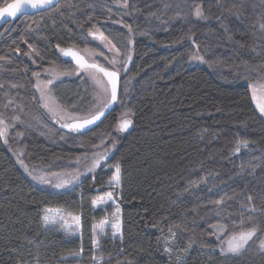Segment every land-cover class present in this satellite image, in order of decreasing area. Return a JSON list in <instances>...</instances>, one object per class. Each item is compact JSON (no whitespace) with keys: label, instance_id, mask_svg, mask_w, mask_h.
<instances>
[{"label":"trees","instance_id":"1","mask_svg":"<svg viewBox=\"0 0 264 264\" xmlns=\"http://www.w3.org/2000/svg\"><path fill=\"white\" fill-rule=\"evenodd\" d=\"M4 2L12 0L0 6ZM127 3L126 18L115 25L120 13L104 0H60L48 11L19 17L0 38V117L11 131L6 144L0 140V264H264V254L254 253L258 241L224 256L207 240L215 227L224 230L223 239L252 225L264 238V215L246 211L264 209V120L247 90L264 84V0ZM197 7L207 19L196 17ZM92 29L120 49V66L127 64L119 72L118 102L96 127L71 136L60 130L70 136L60 140L37 127L46 120L34 103L32 76L36 69H71L61 48L96 50ZM113 37L131 40L127 53ZM98 46L103 58L110 55ZM83 82L81 76L56 81L51 93L66 110L86 107ZM10 97L15 110L1 113ZM126 111L133 123L119 133ZM15 145L40 166L97 146L112 152L93 176L56 193L20 171ZM116 165L122 239L104 237L94 250L92 227L108 214L92 202ZM51 208L78 215L80 237L45 231L43 210ZM167 239L177 258L164 250Z\"/></svg>","mask_w":264,"mask_h":264},{"label":"rangeland","instance_id":"2","mask_svg":"<svg viewBox=\"0 0 264 264\" xmlns=\"http://www.w3.org/2000/svg\"><path fill=\"white\" fill-rule=\"evenodd\" d=\"M104 1H106L112 7L118 9V11L120 13L119 18L116 19V21H118V22H116V23L112 22V23L115 25L122 24V20L124 18H126V16H127V7L125 8L122 6L124 1L123 2H119L117 0H104ZM46 11H48V10H46ZM42 12H45V11H42ZM42 12H39V13H42ZM39 13H35V14H39ZM35 14H32V15H35ZM24 16H31V15H24ZM4 27L5 26H3L2 28H4ZM2 28H0V29H2ZM90 32L96 33L97 36L100 33V31L97 29L90 30L88 32V35ZM93 39H94V43H96L95 44L96 45V50H95L96 52L99 50L98 45L100 44L103 46L104 50L106 52H108V54H110V55H107L108 58H111L114 55V51L110 52V51H108V48L105 47V44L107 43L106 41H102V40H100L98 38H94V36H92V40ZM97 42L99 44H97ZM66 48H72L73 50L77 51L78 53H80L84 57L85 60H87L89 62H91L92 60H95L97 63H99L100 61L104 62V63H108V60L106 59V57L104 56L105 58H103L100 54H97L95 56H89L88 53L90 51H93V50H86V51L80 52V51L74 49L73 47H66ZM60 55H61V52H60ZM25 57L28 58L30 61L32 60L30 58L31 54L29 53V51H27V54H25ZM61 58H62V56H61ZM70 65H72V64H70ZM108 67L111 68V69L108 68V70H112V68H113V66L111 64H109ZM115 67L118 69H122L124 71L127 67V64L120 66V63H117L115 65ZM89 71H91V70H89ZM34 73H38L39 78H37V75H34ZM34 73L32 76V90L34 92L35 99H36V101L34 103H35V106L37 107L39 113L42 114V116H44V119L47 121V122L45 121L43 123L38 122L37 127H39L44 133H46L49 136L58 135L60 140L69 139L71 134L75 133V131H71V130L65 131V130H63V127H61V124L75 120V119L69 120L68 119L69 114H71V116H73L75 118L82 119V118L88 116L90 114V112H92L94 110V105L97 102V96L99 95V92H100L98 86L90 78V76L88 75V71L80 70L78 68V66H76V65H72L71 69H69L68 71H64V72H61V71L55 70V69L44 68V69H36V71H34ZM53 74H55V77H53ZM97 75L100 77L103 76L101 73H97ZM77 76H81L83 78V81H84L83 83L85 85H87V87H88V97L90 99V103H88L86 107H83V106H81V104H78L79 106H81L80 108H75L74 110L73 109L72 110H66L58 103V101L52 95V93H51L52 84L47 85V80L53 79L54 82H56V81H61V80H66V79H74ZM104 79L106 81V78H104ZM38 85L40 87H45L46 90L50 91L51 96L55 100V104L53 106L57 108L58 117L60 115H62V116H64V120H60L58 117L56 119H53L52 116L48 113V111L45 108L41 107L37 103V99L40 95V93L37 91ZM250 85H257V90L255 93V96H256L255 99L253 98V89ZM259 85H261V84H248L247 90H248L250 101H251V104H252L254 110L264 120V116L260 115L259 109L257 107L258 103L264 104V89H261L259 87ZM13 100H14V97L9 98L8 101H11V103L8 102V105L6 103L7 109H4L3 110L4 112H1V113H6V111H7L8 115H9V113L12 112L11 109L15 110L13 105H12V103H14ZM80 101H81V98L79 99L78 103H81ZM16 117H19V116L13 115L12 119L15 121V120H17ZM121 119H123V116H121L118 119L117 124L119 123V121ZM18 121H21V119L19 118ZM4 126L7 127V138H8L9 137L8 135L11 131H9V127H8L6 122H5ZM115 129L119 133L126 132V131H124V132L119 131L117 129V125H116ZM129 129H130V127H129ZM60 130L66 132L67 134H70V136L68 137V136L59 134ZM17 134L18 133H16V134L14 133L13 137H15L16 138L15 141L19 143L20 140H18V138L21 136L17 135ZM0 140L4 142L3 139H0ZM4 144H6V143L4 142ZM105 151L108 152V155H107V158H108L112 152V148L105 149V148H101V147L97 146V147H93V148L89 149L86 153H83L81 155H73V156L72 155H66V157H64L63 159L52 160L46 166H40V165L32 164L30 161H28V158L26 157L22 148L18 147L17 145H15V150H13L12 154H13V157H14V160L16 162L17 167L34 185L40 187L41 189H45V190H48L51 192L60 193V192H66V191L73 190V188L76 187L81 182L82 179L86 178L87 176H93L98 171V169L105 163L106 159L102 160L100 162V166L95 168V170L92 172L87 171V168L91 166L92 161L95 159V154L102 153ZM25 166L27 168V171L25 170ZM29 173H31V175ZM111 173H112L111 179L108 181V183L104 189V192L101 195H99L95 200H97L100 196H105L108 191H112L114 193L119 194L120 187L119 188H109V182L112 180V178L115 174V167L111 168ZM33 175H35L38 178H42L44 182H40L39 179L34 180L32 178ZM75 177H78V179H76ZM65 181H68V183L63 187L56 188L54 186L55 184H58V183L63 184ZM115 199H116L115 204H113L111 201H109L107 204H100L99 206L94 207L93 203H92L93 209H102V210L106 211L108 214L105 217V219L95 223L92 227L93 249L94 250H96L98 247V241L104 237H109L112 239V241H121V238L119 236H117L115 238L112 236V229L110 228V223L115 219L116 215L119 216L120 223H121V206L119 203V195H117L115 197ZM117 206L119 207V213L116 212ZM47 210H49V209H44L43 214H42V223H43V228L45 231L59 232V233L63 234L66 239L80 237L81 228L80 227L76 228L75 222L72 220L71 216H68L67 213L61 209L51 208L54 218L57 219V224H55V225L49 224L48 226H45L43 217L46 214ZM57 211H59L62 214H65L64 220L67 222L68 225L71 226V228L61 227L62 222L55 215L57 213ZM72 216H78V215L72 214ZM104 220H108L109 225H105L104 231L101 232L100 228L96 227V226L100 225V223ZM72 228H76L75 234H72V230H71ZM94 228H95V231H94ZM221 230H223L221 227H215V228H213V235L207 237L208 241L213 242L214 244L217 245V248H218V251L220 252V254H221V245L223 244L226 247V241L231 236V235H229L226 238L220 239V238H222V235L224 234V230H223L222 234H221ZM218 236H219V239H218ZM169 243H170V239H167L165 241V246H166L165 248H169L170 251H166V253H168L174 257L175 253H173L172 249L169 246L170 245ZM246 247L247 246H245V248ZM255 252L260 253V254H262V253L264 254V251H262L259 248V243H257V245L255 246L254 253ZM221 255L234 256V255H238V254L227 253V254H221ZM175 258H177V255L175 256Z\"/></svg>","mask_w":264,"mask_h":264},{"label":"snow or ice","instance_id":"3","mask_svg":"<svg viewBox=\"0 0 264 264\" xmlns=\"http://www.w3.org/2000/svg\"><path fill=\"white\" fill-rule=\"evenodd\" d=\"M55 6V0H12V2H4L3 6H0V18L3 17H11L15 18L17 14H27L28 9H52ZM123 7H128L127 0H124ZM195 15L197 18L201 19H207V17L204 16L202 10L197 7L195 10ZM260 28L262 31H264V24L260 25ZM129 32H131V28L129 27ZM89 35L94 36V38H98L102 41H106L105 47L108 48V51L113 52L114 55L111 58L106 57L108 60V63L113 66L112 70H108V68L104 67L103 65L97 63L95 60H92L91 62L84 59V57L80 54H78L76 51H73L72 49H60V52L63 53L66 57H71L72 60H74L80 70L88 71V75L90 78L94 81V83L98 86L100 92L97 96V102L94 105V110L90 112V114L82 119L75 118L69 114L68 119L73 120L75 119L76 122H65L61 124V127L68 128L71 131L75 132H81L84 129L88 128L89 125L96 124L97 121L101 120L102 117H105L106 113L118 102V82H119V72L122 69H118L115 67L117 63H124L125 61H120L119 59V53L120 49L116 47L115 44H112L111 40H108L107 37L104 36L102 32H100L97 36L96 33L90 32ZM113 39L117 40V43H122L124 51L127 53V43H131V40H128L127 43L121 42L117 37H113ZM99 54L95 50L90 51L88 53L89 56H95ZM0 59H3V57H0ZM193 59H201L203 60V57H193ZM127 60H131V56H127ZM91 70V71H89ZM97 73H102L103 76L100 77L97 75ZM34 75H37V78H39L38 73H34ZM53 77H55V74H53ZM106 78V81L105 79ZM53 79L47 80V85L53 84ZM253 89V98L255 99V93L257 90V85H250ZM2 87V85H0ZM261 89H264V84L259 85ZM37 91L40 93L37 103L45 108L48 113L52 116L53 119H56L58 117L57 108L53 105L55 104L54 98L51 96V93L49 90H46L45 87L37 86ZM11 103V101H9ZM257 107L259 109V113L261 116H264V104H257ZM133 114L130 111H126L122 113L123 119L119 121L117 124V129L121 132L127 131L129 127H131L133 121L131 119V116ZM60 120H64V116L60 115L58 117ZM18 120L19 117H16ZM5 121L2 117H0V139H3L5 143H7V127L4 126ZM103 143V141H102ZM237 152H239V148L236 149ZM108 152H102L95 154V159L92 161L91 166L87 168V171L92 172L95 170V168L100 166V162L104 159H107ZM22 163V162H21ZM23 166V165H22ZM25 170L27 171V168L25 166ZM120 166H115V174L112 178V180L109 182V188H119L121 184V175H120ZM31 175V173H29ZM34 180L39 179L40 182H44L42 178H38L35 175L32 177ZM78 179V177H75ZM68 183V181H65L63 184H55L54 186L56 188H60L65 186ZM119 195L118 193H114L112 191H108L105 196H100L97 200H94L93 206H99L100 204H107L109 201H111L113 204L116 203L115 197ZM251 197L248 198L249 202H251ZM217 203H220L218 201ZM246 211L248 213H259L261 215H264V209H256L255 207H247ZM116 212L119 213V207L117 206ZM59 220L62 222L61 227L71 228L70 225L67 224V222L64 220V215L57 211L55 214ZM68 216H71L72 220L75 222L76 228L80 227V217L79 216H72L71 213H67ZM249 220L252 219V216L248 217ZM45 226H48L49 224L55 225L57 224V219L54 218L52 214V210H47L46 214L43 217ZM105 225H109L108 220H104L100 223V225L96 226L100 228V231H104ZM76 228H72V234H75ZM110 228L112 229V236L115 238L119 236L122 239V233H121V223L119 216L116 215L115 219L110 223ZM259 230L258 225H252L248 230H240L237 233L231 235L229 239L226 241V247L222 244L221 245V254H239L241 251L245 249V246L249 245V241H252L253 244H256L257 241L259 242V248L264 251V239H261L259 236H257V232ZM95 231V228H94ZM223 233V230H221V234ZM261 234L264 235V230H261ZM173 235H175L173 233ZM256 237L254 240L253 238ZM219 239V236H218ZM95 243V242H94ZM165 251H170L169 248H165Z\"/></svg>","mask_w":264,"mask_h":264},{"label":"water","instance_id":"4","mask_svg":"<svg viewBox=\"0 0 264 264\" xmlns=\"http://www.w3.org/2000/svg\"><path fill=\"white\" fill-rule=\"evenodd\" d=\"M60 0H55V5L59 2ZM10 3V2H9ZM46 10H49V9H28L27 11V14H17V16L15 18H11V17H3V18H0V28H2L3 26H5L4 30L2 31V33L0 34V38L9 30V28L11 27L12 23L18 19L19 17L21 16H24V15H32V14H35V13H39V12H42V11H46ZM65 49H72V48H65ZM73 50V49H72ZM75 51V50H73ZM77 52V51H76ZM78 53V52H77ZM80 54V53H78ZM81 55V54H80ZM61 56L63 58L64 61L72 64V65H76V62L74 60H72L71 57H66L63 55V53H61ZM102 74V73H101ZM103 75V74H102ZM114 108V105L111 109H109V111L106 113L105 117H102L101 120L97 121L96 124L94 125H89L88 128L84 129L83 131H81L80 133H83L84 131H87L89 129H92L94 127H96L97 125H99L106 117L107 115L112 111V109ZM71 122H76V120L74 121H71ZM63 130L65 131H68L70 129L68 128H64L63 127Z\"/></svg>","mask_w":264,"mask_h":264}]
</instances>
